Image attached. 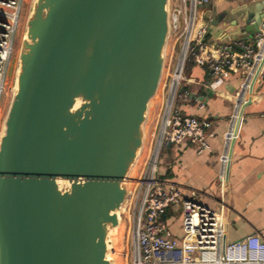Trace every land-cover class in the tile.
<instances>
[{"label": "water", "instance_id": "95a60500", "mask_svg": "<svg viewBox=\"0 0 264 264\" xmlns=\"http://www.w3.org/2000/svg\"><path fill=\"white\" fill-rule=\"evenodd\" d=\"M170 28V0H35L0 136V264H114Z\"/></svg>", "mask_w": 264, "mask_h": 264}, {"label": "built area", "instance_id": "2783aa9c", "mask_svg": "<svg viewBox=\"0 0 264 264\" xmlns=\"http://www.w3.org/2000/svg\"><path fill=\"white\" fill-rule=\"evenodd\" d=\"M210 2L170 0L171 49L166 52L155 95H160V109L152 135L145 139L130 173L128 195L122 207V215L128 221V236L131 234L134 241L130 264H264V239L260 234H248L224 244L221 212L197 201L195 191L186 197L183 188L165 180L159 170L162 151L173 142H196L200 153L209 148V118L190 114L184 106L204 108L209 92L222 90L228 77L237 74L240 84L234 93V110L219 157L220 189L227 183L231 144L237 137L236 122L242 105L252 100L250 87L264 61V19L250 38L210 43L206 39L208 24L202 16ZM23 6L24 0H0V104L7 91ZM189 66H197L207 74L199 82L203 90L189 85L193 81L187 72ZM175 205L182 209L180 239L172 237L163 218L168 208ZM128 254L125 253L127 258Z\"/></svg>", "mask_w": 264, "mask_h": 264}, {"label": "crops", "instance_id": "0c3cea01", "mask_svg": "<svg viewBox=\"0 0 264 264\" xmlns=\"http://www.w3.org/2000/svg\"><path fill=\"white\" fill-rule=\"evenodd\" d=\"M208 9L212 10L209 18L204 15ZM202 16L208 24L206 39L210 43L250 38L260 26L255 27V23L264 19V0H211L202 10ZM189 76L193 79L189 85L203 90L199 82L207 74L194 66ZM239 84L240 76L234 74L228 77L222 90L209 92L204 108L194 104L184 106L190 114L209 118V148L200 153L196 142H173L162 151L159 165L161 176L182 187L186 197L195 191L197 201L221 212L226 243L252 233L264 239V65L253 84L251 103L245 107L238 126L223 190L218 180L224 133L229 128ZM165 222L172 237L180 239L181 207L168 208Z\"/></svg>", "mask_w": 264, "mask_h": 264}, {"label": "rangeland", "instance_id": "374dc122", "mask_svg": "<svg viewBox=\"0 0 264 264\" xmlns=\"http://www.w3.org/2000/svg\"><path fill=\"white\" fill-rule=\"evenodd\" d=\"M35 0H24V6L21 13L20 24L17 31L15 46H14V60L11 65L10 77L7 83V91L4 94L0 104V136L4 129V120L7 116L8 109L13 97V91L16 83V70L18 67V58L22 48V42L27 32V21L33 10ZM171 49V43H167L166 52ZM15 67V68H14ZM190 69V70H189ZM192 70V66L188 67V74ZM160 95L157 94L151 101L149 107L148 119L145 124V139H150L154 128V123L157 117V113L160 109ZM148 126V127H147ZM148 128V129H147ZM128 221L125 215H122L121 210V224L111 231L110 236L113 241L112 247L109 251V257L114 259V264H130L132 261V251L134 246L133 237L130 234L128 236ZM128 252V258L125 253Z\"/></svg>", "mask_w": 264, "mask_h": 264}, {"label": "bare ground", "instance_id": "6f19581e", "mask_svg": "<svg viewBox=\"0 0 264 264\" xmlns=\"http://www.w3.org/2000/svg\"><path fill=\"white\" fill-rule=\"evenodd\" d=\"M148 127V126H147ZM148 129V128H147Z\"/></svg>", "mask_w": 264, "mask_h": 264}, {"label": "trees", "instance_id": "16d2710c", "mask_svg": "<svg viewBox=\"0 0 264 264\" xmlns=\"http://www.w3.org/2000/svg\"><path fill=\"white\" fill-rule=\"evenodd\" d=\"M190 70V69H189Z\"/></svg>", "mask_w": 264, "mask_h": 264}]
</instances>
